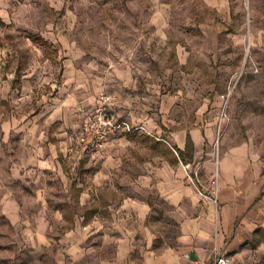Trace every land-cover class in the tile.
I'll list each match as a JSON object with an SVG mask.
<instances>
[{"label": "crops", "instance_id": "obj_1", "mask_svg": "<svg viewBox=\"0 0 264 264\" xmlns=\"http://www.w3.org/2000/svg\"><path fill=\"white\" fill-rule=\"evenodd\" d=\"M78 5L0 0V24L56 52L23 75L28 108L2 127L13 159L1 212L47 264H213L223 253L264 264V139L217 143V103L144 85L129 60L83 55ZM105 92L133 129L85 152L72 133Z\"/></svg>", "mask_w": 264, "mask_h": 264}, {"label": "rangeland", "instance_id": "obj_2", "mask_svg": "<svg viewBox=\"0 0 264 264\" xmlns=\"http://www.w3.org/2000/svg\"><path fill=\"white\" fill-rule=\"evenodd\" d=\"M78 3L72 36L83 55L107 66L129 60L144 85L157 84L172 96L181 91V99L195 104L217 103V143L224 136L232 143L264 139V0ZM0 50L1 199L13 159V146L2 127L28 108L17 91L23 75L42 70L44 57L56 52L41 37L4 24ZM0 264H47L43 255L26 246L1 204Z\"/></svg>", "mask_w": 264, "mask_h": 264}, {"label": "built area", "instance_id": "obj_3", "mask_svg": "<svg viewBox=\"0 0 264 264\" xmlns=\"http://www.w3.org/2000/svg\"><path fill=\"white\" fill-rule=\"evenodd\" d=\"M115 98L111 93H102L94 107L88 110L79 129L72 133L83 151L102 150L111 136L120 129L132 130L125 120H120L113 112ZM212 188L218 192V178L212 180ZM205 195L204 193H202ZM213 264H234L230 255L223 253Z\"/></svg>", "mask_w": 264, "mask_h": 264}]
</instances>
